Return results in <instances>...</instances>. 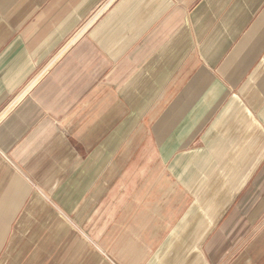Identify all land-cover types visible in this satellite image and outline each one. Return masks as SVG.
Returning a JSON list of instances; mask_svg holds the SVG:
<instances>
[{
    "label": "crops",
    "instance_id": "1",
    "mask_svg": "<svg viewBox=\"0 0 264 264\" xmlns=\"http://www.w3.org/2000/svg\"><path fill=\"white\" fill-rule=\"evenodd\" d=\"M0 264H264V0H0Z\"/></svg>",
    "mask_w": 264,
    "mask_h": 264
}]
</instances>
